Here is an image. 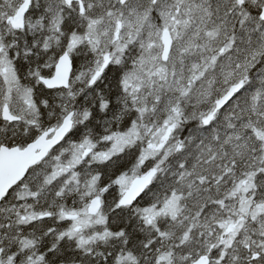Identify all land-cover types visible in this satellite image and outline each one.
Returning a JSON list of instances; mask_svg holds the SVG:
<instances>
[{"label":"snow or ice","instance_id":"1","mask_svg":"<svg viewBox=\"0 0 264 264\" xmlns=\"http://www.w3.org/2000/svg\"><path fill=\"white\" fill-rule=\"evenodd\" d=\"M0 264H264V0H0Z\"/></svg>","mask_w":264,"mask_h":264}]
</instances>
